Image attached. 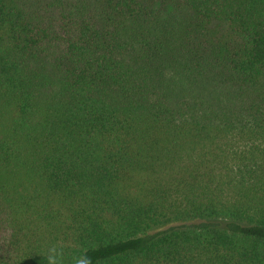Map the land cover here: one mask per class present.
<instances>
[{
    "label": "trees",
    "instance_id": "16d2710c",
    "mask_svg": "<svg viewBox=\"0 0 264 264\" xmlns=\"http://www.w3.org/2000/svg\"><path fill=\"white\" fill-rule=\"evenodd\" d=\"M0 264H264V0H0Z\"/></svg>",
    "mask_w": 264,
    "mask_h": 264
}]
</instances>
